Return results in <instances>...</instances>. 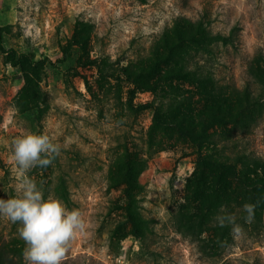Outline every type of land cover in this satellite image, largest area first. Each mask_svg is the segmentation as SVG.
Listing matches in <instances>:
<instances>
[{
  "label": "rangeland",
  "instance_id": "rangeland-1",
  "mask_svg": "<svg viewBox=\"0 0 264 264\" xmlns=\"http://www.w3.org/2000/svg\"><path fill=\"white\" fill-rule=\"evenodd\" d=\"M165 43L177 56L137 89L125 67H147ZM177 68L189 76H170ZM203 75L216 106L247 116L244 128L210 129L218 155L264 161V0H0V197L15 198L22 178L12 141L45 134L61 154L26 175L85 223L62 264H264V172L213 199L196 185L195 145L152 124L158 104L167 115L186 98L203 111ZM129 159L136 222L120 178ZM246 203L256 205L250 222ZM221 215L242 232L220 227ZM18 226L0 216L1 239L25 264Z\"/></svg>",
  "mask_w": 264,
  "mask_h": 264
},
{
  "label": "trees",
  "instance_id": "trees-1",
  "mask_svg": "<svg viewBox=\"0 0 264 264\" xmlns=\"http://www.w3.org/2000/svg\"><path fill=\"white\" fill-rule=\"evenodd\" d=\"M191 38H195L192 36ZM177 44V43H176ZM176 44L170 45L165 43L167 50L165 54L158 55L155 53L154 60L148 64L145 68H140L137 72L133 73L130 66H126L125 74L136 86L137 89L149 88L147 85V79L152 78L156 72L161 69L163 63H168L174 60L175 56L178 54V49L174 50ZM83 52L86 51V45L80 43ZM180 47V45H177ZM173 56V57H172ZM168 73V72H167ZM170 76H189L190 72L184 69L177 68L171 71ZM194 78V77H193ZM197 78V79H195ZM194 79L197 80L200 88L206 94L203 96L204 101L209 102L205 109L202 111L201 107L194 109L193 107L187 106L184 101H179L177 106L173 107L174 113H168L165 115L163 109L160 105H156L155 114L153 117L152 124H163L164 126H171L176 128V131L182 135L187 136L190 141L195 145L197 149V159H196V185L197 187H205L209 185L208 196H212L213 199L220 198L221 196L228 195L234 191L241 189V186L251 187L257 178L260 177L258 169L264 172V161L257 158L247 156L245 153L238 154L235 160L226 161L218 155L220 152V147L214 143V137L210 133V129L222 123H232L234 127L244 128L246 126V117L244 110H240L238 113L242 116L236 117L230 114V104L226 103L222 107L216 106L217 101H215L214 96L208 95L211 93L207 89L204 82L209 81L206 76H198ZM182 105V110L180 105ZM215 103V104H214ZM179 106V110L177 107ZM177 109V110H176ZM247 112V111H246ZM250 160V161H249ZM240 163L239 167L237 163ZM124 171L121 173V181L124 182V192L128 199L127 201V216L132 222H136L134 217L133 204L136 203L135 190L139 187V183L136 179L137 168L133 165L132 160H127L124 162ZM249 172L252 174H249ZM139 220V219H138ZM137 220V223H138ZM16 249H11L8 247L7 242L3 241L0 236V264H21L20 252L18 253V258L14 255Z\"/></svg>",
  "mask_w": 264,
  "mask_h": 264
},
{
  "label": "clouds",
  "instance_id": "clouds-1",
  "mask_svg": "<svg viewBox=\"0 0 264 264\" xmlns=\"http://www.w3.org/2000/svg\"><path fill=\"white\" fill-rule=\"evenodd\" d=\"M11 147L22 178L15 198L0 197V216L19 225L25 264H62L70 242L83 232L85 223L78 210H67L59 200L45 199L37 183L26 175L33 168L52 165L61 154V146L48 135L28 133L15 138ZM255 207L243 205L246 221L253 219ZM216 220L220 227L231 225L234 236L242 232L234 215L217 216Z\"/></svg>",
  "mask_w": 264,
  "mask_h": 264
}]
</instances>
